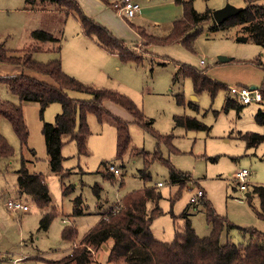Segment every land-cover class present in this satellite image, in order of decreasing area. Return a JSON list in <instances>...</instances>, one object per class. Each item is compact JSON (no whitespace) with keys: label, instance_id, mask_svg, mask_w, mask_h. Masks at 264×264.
<instances>
[{"label":"rangeland","instance_id":"1","mask_svg":"<svg viewBox=\"0 0 264 264\" xmlns=\"http://www.w3.org/2000/svg\"><path fill=\"white\" fill-rule=\"evenodd\" d=\"M77 1L87 15L96 11V5L107 4L104 0ZM139 2L141 4V1ZM173 2V6L156 8L153 11V19L146 16L140 22L137 20L138 15L130 21L136 26L145 27L148 34L166 36L173 26L166 17L169 12L175 8H182L183 15L182 5L177 3V0ZM227 4L244 8L246 1L194 0L197 11L210 10L212 15L215 10ZM259 4L264 5V0L259 1ZM174 17L171 19L175 20L180 16ZM156 18L160 21L158 27L153 24ZM127 25L130 27V24ZM34 30H47L59 38L60 43H45L42 51L33 54L35 60L48 62L59 58L56 51L58 46L70 48L73 33L81 30V26L72 12L68 17L64 16V13L61 16H53L50 13L27 10L25 0H0V48L9 54H15L33 45L31 33ZM239 37L248 39L241 41ZM130 47L145 57L144 62L140 65L122 64L120 71L116 69L112 78L96 87L110 89L132 99L152 122L151 127L155 132L163 136H173L172 143L179 152H170L166 143H162L158 148V141L153 133L147 132L136 123L134 117L124 108L107 101L105 102L107 110L128 122L132 141L123 159H116L115 122L109 119L101 124L95 115L89 114L88 123L92 132L88 140L89 154L79 155L75 141L68 142V138H65L67 143L62 150L63 168L70 173L67 176L53 173L42 129L44 122L55 121L56 115L62 111L61 104H51L42 118L38 103H21L17 96L10 93L6 84L1 82L0 98L17 105L22 104L29 132L27 145L22 149L20 139L9 120L2 118L0 121V133L15 151L13 157L0 159L2 263L13 264L18 257H26L23 258V264H57L63 256L68 255L73 244L63 240L64 226L70 225L78 230L79 239L76 242L78 245L79 241L99 223L102 215L124 196L136 190L150 188H156L160 198L148 202L149 210L155 206L163 210V214L155 218L151 225L153 235L159 241L171 242L176 233L184 229L187 218L191 220L199 237L209 236L211 229L207 227L205 200L210 201L215 211L227 217L233 224L253 227L264 232V221L260 220L254 211V207L259 206V199L253 196L251 203L247 199V193L251 192L253 185L264 184V143L251 148L238 137L239 132L263 133L264 129L256 123L254 115L259 108L264 107V102L247 104L241 111L236 109L225 111L226 98L230 95L229 89L253 86L261 90L264 88V67L254 63L256 59H260L264 64V47L257 41L255 34L241 24L218 25L213 17L202 24V32L195 40L193 51L181 43L153 45L148 47L150 53L146 51L144 41ZM220 56L233 58V61L219 63ZM201 61H204V64H201ZM182 65L200 71L205 70L209 77L225 85L227 89L220 90L214 98L208 92L196 95L192 79L181 75ZM9 66L18 68V71L12 74L23 71L19 66L0 62V76L7 75L5 70ZM175 76H178V79L174 81ZM42 79L47 80L44 76ZM178 94H184L186 105L178 104L176 100ZM69 95L77 99L90 98L87 93L81 92L71 91ZM189 101H194L198 109L188 105ZM175 115L196 117L207 125L208 129L187 130L185 127L177 126L174 121ZM134 148L143 149L151 154L158 148L162 158L169 160L179 171L191 176L190 182L183 188L172 183L168 167L159 161L153 162L145 169L143 157L131 156V150ZM22 158L25 159L31 174H40L46 179L51 205L45 210L39 209L31 199L18 192L17 171L21 168ZM104 162L108 171L110 164L118 167L121 176H115L113 180L105 179L103 172L106 171V167L102 166ZM242 169L250 172L245 191L241 190L240 184L234 179L235 174ZM141 170L145 174H150L147 181L142 178ZM159 183L163 185L159 186ZM95 186H99L100 191H95ZM68 187L71 188L70 191L64 194ZM199 190L203 191L204 195L198 197L197 201H192ZM79 197L82 200L79 207L81 213L75 214V201ZM9 200L29 204L30 211L11 212L7 207ZM52 207L57 209L58 214L49 229L43 230L40 228L41 218ZM184 214H187V218L183 217ZM228 240L235 244L247 241L238 229H226L223 232L221 242L226 243ZM110 247L111 242L102 246L99 260L93 264H110L108 262Z\"/></svg>","mask_w":264,"mask_h":264},{"label":"trees","instance_id":"2","mask_svg":"<svg viewBox=\"0 0 264 264\" xmlns=\"http://www.w3.org/2000/svg\"><path fill=\"white\" fill-rule=\"evenodd\" d=\"M245 1L246 6L242 11L227 19L221 26L244 25L246 30L255 34L257 41L264 47V5L259 4L261 0ZM177 3L182 5L183 15L173 22L172 30L168 35H151L143 28L138 29L148 53H150L148 50L150 46L174 43H181L193 51L195 40L202 32V24L213 19L210 10L197 11L194 7V0H177ZM25 4L26 9L29 10L62 11L67 15L72 12L78 18L83 33L88 37L95 38L109 53L118 55L122 62L140 65L145 60L144 56L133 51L124 40L118 39L107 28L88 16L76 0H25ZM214 28L216 29L217 25ZM31 37L34 44L15 54H9L0 48V62L19 66L23 70L19 74L0 76V83H5L10 93L17 96L21 103H38L42 118L51 104H61L62 111L56 115L55 121L53 123L44 122L42 129L53 173L63 176L70 173L63 168L62 150L67 143L65 138H68V142L75 141L79 155L89 154L88 140L92 133L88 123L89 114L95 115L101 124L109 119L115 122L117 131L116 159H123L130 149L132 141L128 122L108 111L105 107L107 101L124 108L134 117L136 123L147 132L153 133L157 138L158 148L162 143H166L170 152H179L172 143L173 136H163L155 132L151 127L152 122L126 95L82 83L64 71L60 58L48 62L37 61L33 58L35 52L42 51L45 43H58L59 38L44 30H34ZM61 47H57L58 53L61 52ZM254 63L264 67L260 59H256ZM181 75L192 79L196 95L208 92L214 98L220 90L227 89L225 85L209 77L205 70L200 71L191 66L182 65ZM43 76L47 80L42 79ZM177 79L178 76H175L173 80ZM71 91L87 93L90 98H73L69 95ZM262 95L264 96L263 87ZM176 100L179 105L187 104L184 94L176 95ZM188 105L198 109L194 101H189ZM244 106L245 104L238 98L227 96L225 111L232 109L241 111ZM2 118L9 120L23 149L27 145L29 132L22 104L17 105L0 98V121ZM254 118L256 123L264 129V107L258 109ZM174 121L177 126L185 127L187 130L208 129L207 125L196 117L175 115ZM238 137L251 148L264 143V131L263 133L239 132ZM158 148L152 154L143 149L134 148L131 150V156L143 157L145 169H148L149 165L155 161L162 162L169 169L171 182L179 184L181 188L186 187L191 176L179 171L169 160L162 158ZM14 152L13 147L0 133V159H9L14 156ZM102 166L106 167L103 177L113 180L115 175L107 170V164L104 162ZM144 171L141 172V176L147 181L150 174H145ZM17 173L19 175L17 186L19 194L31 199L41 210L50 207L51 195L45 177L40 174H31L24 158H22L21 168ZM70 189V187L66 188L64 194H68ZM94 189L100 191L99 186H95ZM248 195L249 203L253 196L259 199V206L254 207V211L256 216L264 221V184L253 185ZM159 198L160 194L156 188L128 193L116 204L117 212H114L116 206H113L104 213L100 222L79 241L73 252L57 261V264H92V250H98L108 242H111L108 255L110 264H264V232L253 227H240L233 224L227 217L219 215L208 200L204 201V205L206 221L211 226L209 236L199 237L191 220L187 218V214H184L183 217L187 218L184 229L177 232L171 242L157 240L153 235L151 225L155 218L163 214V210L158 206L149 210L148 202L157 201ZM81 203V198H77L75 214L81 213L79 209ZM57 214L55 207L44 213L40 221V228L48 230ZM104 216H107L108 219H104ZM226 229H238L247 241L235 244L228 240L226 243H222L221 237ZM62 238L65 241L76 243L79 239V232L75 227L67 225L62 231ZM0 262L2 261L0 260Z\"/></svg>","mask_w":264,"mask_h":264},{"label":"crops","instance_id":"3","mask_svg":"<svg viewBox=\"0 0 264 264\" xmlns=\"http://www.w3.org/2000/svg\"><path fill=\"white\" fill-rule=\"evenodd\" d=\"M104 1H106L107 3L105 4L106 6L96 5V9H95L96 11H94V13H88V15L91 16L97 23L107 28L118 39H122L126 43L130 42L131 44L129 43L128 44L129 46H134L135 44L142 42V39L138 33V29L143 28L146 31L147 29L145 27H142L141 25L140 26L134 25L133 23H131L130 21L131 19L123 16V14L118 10V7H116V5L120 4L122 0L120 1L114 0L111 2L107 0H104ZM135 1L139 4H140L139 1H141V4H140L141 9L136 15V16L139 15L137 17V20L140 22H142L143 18L146 16L152 18L154 16L153 11H155L156 8L174 5L173 0H156V1L154 0H138V1L135 0ZM31 11H40V12L50 13L53 16L54 15L61 16L64 13L62 11H41L37 9L31 10ZM64 16L68 17L66 13H64ZM99 16L101 17L98 18ZM136 16L134 18H136ZM174 16L181 17L182 8H179V9L175 8V10H173L172 12H169V15H167L166 17H167V20L173 23L176 19L172 20L171 18ZM180 17H177V18H180ZM124 20L126 21L127 24H130V27L125 23ZM159 23L160 21L156 18L153 24L155 27H158L160 26ZM52 34L54 35V33ZM69 47L70 48H67L64 45H62L61 52L60 53L57 52L59 54L60 60L62 61L63 69L67 74L87 84H94V86L102 85L103 81H107L108 79L112 78L113 71H115L116 69L117 71H120L121 65L125 64L119 59L118 55L109 53L107 50H105L97 42L95 38L86 36L83 33L82 29L73 33L72 41L69 43ZM17 71H18V68H13L10 66L5 70V72H7L6 73L7 75H13L12 73L17 72ZM263 102H264V96H263V101L260 103H263ZM248 194L249 193H247V195ZM207 227L209 228V230L211 229V226L207 225ZM104 245L105 244H103L102 246ZM75 246H76V243H73L69 249V252L67 253L68 255H70L73 252ZM101 247L98 250H92L93 255L96 253L93 258L94 260L93 263L98 262L99 251ZM109 252H110V248H109ZM68 255H65V256H68ZM23 258L26 259V257H21V258L18 257L16 260L23 259ZM23 261L24 260H22V264H23Z\"/></svg>","mask_w":264,"mask_h":264},{"label":"built area","instance_id":"4","mask_svg":"<svg viewBox=\"0 0 264 264\" xmlns=\"http://www.w3.org/2000/svg\"><path fill=\"white\" fill-rule=\"evenodd\" d=\"M116 7H118V10L123 14L124 17L129 19L134 18L141 9L140 4L137 3L135 0H122L120 4L116 5ZM201 64H204V61H201ZM229 94L231 97L238 98L239 100H241L242 103L245 105L251 103H260L263 101L262 90L258 88L252 89L249 87H233L229 89ZM108 169L115 176H121L120 169L114 164H110ZM249 174L250 172L247 169H242L238 171L234 176L235 181L240 184V188L243 191L247 190V178ZM158 185L162 186L163 184L159 183ZM203 195V191L199 190L198 195L193 197L192 201H197L198 197H201ZM7 207L11 212L14 213L18 211L28 212L30 209L28 204L17 200H9L7 202ZM117 208L118 207L116 206L114 212H117ZM104 219H108V217L104 216ZM22 260L23 259L15 260L13 264H22ZM0 264H4V262H0Z\"/></svg>","mask_w":264,"mask_h":264},{"label":"water","instance_id":"5","mask_svg":"<svg viewBox=\"0 0 264 264\" xmlns=\"http://www.w3.org/2000/svg\"><path fill=\"white\" fill-rule=\"evenodd\" d=\"M243 8H238L235 7L234 5L227 4L223 8H220L218 10H215L213 12V17L214 20L218 25L224 23L227 19L237 15L240 11H242ZM247 37H239V40L241 41H247ZM233 58L225 57V56H220L219 57V62L221 63H226V62H231ZM252 89H255L256 87H251ZM194 100H196L195 97H193ZM249 196V195H247Z\"/></svg>","mask_w":264,"mask_h":264}]
</instances>
